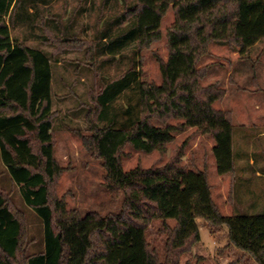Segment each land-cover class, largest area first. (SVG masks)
<instances>
[{"label":"trees","instance_id":"1","mask_svg":"<svg viewBox=\"0 0 264 264\" xmlns=\"http://www.w3.org/2000/svg\"><path fill=\"white\" fill-rule=\"evenodd\" d=\"M13 2L0 0V154L26 205L45 225V248L25 253L24 218L0 188V264H179L201 241L198 218L211 227L226 226L231 243L264 264V216L223 215L213 201L207 170L182 165L181 149L161 167L126 171L122 165L127 145L166 153L176 131L194 127L213 136L219 174L235 173L232 117L214 106L224 91L218 84L202 87L206 69L198 66L213 42L244 53L264 40V0H138L128 11L126 16L137 22L126 38H135L140 48L161 38L171 6L176 21L168 33L169 58L161 61L163 83L139 85L140 118L121 128L114 123L99 127L105 103L92 97L97 109L91 133L83 137L85 147L102 161L106 186L125 193L122 211L105 216L69 211L56 194L63 170L54 153L53 69L45 53L12 40L5 16ZM156 117L184 123L158 126ZM158 219L167 238L164 258L147 239L149 225Z\"/></svg>","mask_w":264,"mask_h":264},{"label":"rangeland","instance_id":"2","mask_svg":"<svg viewBox=\"0 0 264 264\" xmlns=\"http://www.w3.org/2000/svg\"><path fill=\"white\" fill-rule=\"evenodd\" d=\"M137 4L138 0H14L5 16L14 42L50 58L54 153L63 170L56 194L69 211L76 210L81 216L89 212L119 214L125 198L124 192L106 186L102 161L85 147L83 137L90 135L97 109L92 97L105 103L98 126L114 123L121 128L142 116L140 83H163L161 61L169 58L168 33L174 27L176 10L171 6L164 16L161 38L140 48L135 38H126L137 22V17L126 14ZM72 41L85 44V48ZM200 61L198 68L206 69L202 87L218 84L224 91V98L214 106L232 117L235 173L219 174L213 136L194 127L176 131L166 153L149 154L127 145L123 169L164 166L181 149L182 165L192 171L207 170L213 201L223 215L264 216V40L244 53L235 45L213 42ZM153 123L178 126L184 119L156 117ZM0 188L24 218L25 253L42 252L45 225L26 205L1 154ZM197 222L201 241L182 255L179 264H257L251 254L231 243L226 226L211 227L200 218ZM168 224L174 227L176 222L169 220ZM163 227L164 221L153 220L147 239L164 258L167 238Z\"/></svg>","mask_w":264,"mask_h":264}]
</instances>
